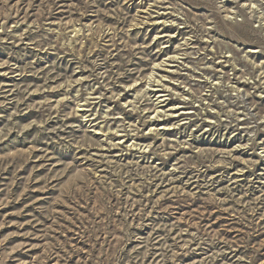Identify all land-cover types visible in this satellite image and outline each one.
<instances>
[{"label": "rangeland", "instance_id": "obj_1", "mask_svg": "<svg viewBox=\"0 0 264 264\" xmlns=\"http://www.w3.org/2000/svg\"><path fill=\"white\" fill-rule=\"evenodd\" d=\"M0 264H264V0H0Z\"/></svg>", "mask_w": 264, "mask_h": 264}, {"label": "bare ground", "instance_id": "obj_2", "mask_svg": "<svg viewBox=\"0 0 264 264\" xmlns=\"http://www.w3.org/2000/svg\"><path fill=\"white\" fill-rule=\"evenodd\" d=\"M151 94H152L153 98L155 99L156 104H158V105L159 104H163L164 105L166 103V100L167 99H165L164 96H160L156 92L155 89H152L151 90ZM165 106H167V103L165 104ZM159 112H162V111L161 110H157L155 112V114L151 117V119H150V126L155 127V128H157V127L164 128V125L163 124H160V118H161V116H160V113Z\"/></svg>", "mask_w": 264, "mask_h": 264}]
</instances>
